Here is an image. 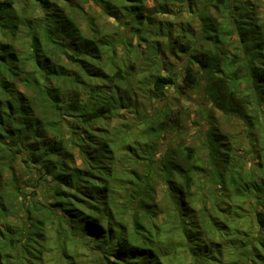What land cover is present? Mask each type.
Masks as SVG:
<instances>
[{"label":"trees","instance_id":"1","mask_svg":"<svg viewBox=\"0 0 264 264\" xmlns=\"http://www.w3.org/2000/svg\"><path fill=\"white\" fill-rule=\"evenodd\" d=\"M149 1L0 0V264H264V0Z\"/></svg>","mask_w":264,"mask_h":264},{"label":"rangeland","instance_id":"2","mask_svg":"<svg viewBox=\"0 0 264 264\" xmlns=\"http://www.w3.org/2000/svg\"><path fill=\"white\" fill-rule=\"evenodd\" d=\"M161 2H167L168 0H159ZM154 1H149V6L153 7ZM200 7V1L198 4L189 3L187 0H169V5L167 11L164 13V18H168L172 23V28L182 31L183 28H188L194 33H198L200 31V23L199 18L196 14V11ZM157 16H162V13H158ZM113 21V19H111ZM178 65H187L186 58L184 56L179 57V62H176ZM197 69V66H193ZM168 96L173 95V89L170 88L168 91ZM194 97L191 95H187L182 97V102L185 106L179 109L180 113V125L185 126V129H188L190 132V136H194L197 130V126H199L202 121L199 113H196L198 110V104L193 99ZM119 121V120H118ZM223 124H226L225 120H222ZM198 142V141H195ZM84 264H95L91 258L86 260Z\"/></svg>","mask_w":264,"mask_h":264}]
</instances>
